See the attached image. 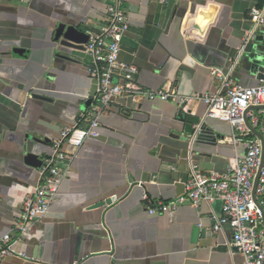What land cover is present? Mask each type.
<instances>
[{
	"label": "crops",
	"instance_id": "1",
	"mask_svg": "<svg viewBox=\"0 0 264 264\" xmlns=\"http://www.w3.org/2000/svg\"><path fill=\"white\" fill-rule=\"evenodd\" d=\"M108 1L0 0V177L10 179L0 184V238L9 234L13 251L0 264H244L229 227L212 231L219 203L148 207L184 197L192 165L225 175L245 154L223 142L232 129L206 118L203 97L221 92L214 69L242 87L264 81V14L246 40L264 0H123L120 61L137 68L143 90L186 101L116 97L102 106L94 135L80 148L62 145L65 177L48 213L16 230L54 143L87 128L79 118L97 104L91 57L60 47L55 30L97 31ZM247 119L264 138V109ZM205 128L212 134L200 139Z\"/></svg>",
	"mask_w": 264,
	"mask_h": 264
},
{
	"label": "built area",
	"instance_id": "2",
	"mask_svg": "<svg viewBox=\"0 0 264 264\" xmlns=\"http://www.w3.org/2000/svg\"><path fill=\"white\" fill-rule=\"evenodd\" d=\"M163 1V0H160ZM263 11L252 9L250 18L253 30L246 35V40L254 39L256 28L263 21ZM128 31L123 0H109L103 24L95 32L88 33L84 45L85 52L91 57L89 72L98 80L99 87L95 102L89 112L82 114L79 120L87 128L74 127L61 133L59 141L53 145V153L44 160L40 168V183L31 196L25 198L16 223V230L24 231L34 222L42 219L49 211L61 181L65 174L59 169L64 161L62 145L68 144L80 148L84 141L95 134L98 116L116 97H129L153 100H174L183 104L185 99H176L169 91H147L140 88L135 78L138 70L133 65L122 63L119 59L121 43ZM212 75L220 81L221 92L205 95L206 118L227 123L232 129L230 138L223 142L241 145L245 154L234 160L225 175H205L192 165L184 197L164 204L150 205V213H164L174 210L178 205L189 202L194 207L203 203L220 204V214L213 215V232H220L228 226L231 230L230 247L244 258V264H264V162L262 164V145L254 137L244 122V112L250 107L264 106V81L255 87H242L229 76L218 70ZM263 137V136H262ZM259 173L253 197L256 176ZM11 237L9 234L0 238V258L11 255Z\"/></svg>",
	"mask_w": 264,
	"mask_h": 264
},
{
	"label": "water",
	"instance_id": "3",
	"mask_svg": "<svg viewBox=\"0 0 264 264\" xmlns=\"http://www.w3.org/2000/svg\"><path fill=\"white\" fill-rule=\"evenodd\" d=\"M262 37H258L257 40H260ZM88 40V35L85 34L82 31H79L77 28L72 27V26H66L64 24H58L55 33H54V41L57 42L59 44L60 47H63L65 49H72V50H85L84 45L86 44ZM260 109H264V106L261 107H250L248 108L245 112H244V122L245 125L247 126V128L255 135L257 136V138L260 140L261 145H262V164L264 162V138L255 131V129H253L250 124L249 121L247 119V114L250 111H254V110H260ZM210 134L211 131L208 128H205L203 130L199 131L198 137L200 139H209L210 138ZM259 173L256 176V180L254 182V188H253V197L254 196V192H255V187L257 184V179L259 176ZM0 184L3 185H9L10 184V179L8 178H4V177H0ZM264 218V216H263Z\"/></svg>",
	"mask_w": 264,
	"mask_h": 264
}]
</instances>
